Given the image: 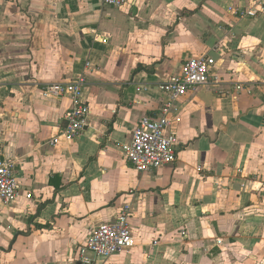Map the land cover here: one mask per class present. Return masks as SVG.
<instances>
[{
    "label": "crops",
    "instance_id": "crops-1",
    "mask_svg": "<svg viewBox=\"0 0 264 264\" xmlns=\"http://www.w3.org/2000/svg\"><path fill=\"white\" fill-rule=\"evenodd\" d=\"M201 55L219 84L178 101L174 164L137 172L121 145ZM80 75L88 126L50 146L69 101L40 88ZM263 121L264 0H0V158L20 185L0 203V264H80L125 206L134 246L92 264H264Z\"/></svg>",
    "mask_w": 264,
    "mask_h": 264
},
{
    "label": "built area",
    "instance_id": "built-area-1",
    "mask_svg": "<svg viewBox=\"0 0 264 264\" xmlns=\"http://www.w3.org/2000/svg\"><path fill=\"white\" fill-rule=\"evenodd\" d=\"M107 7L120 8L128 0H101ZM253 16L254 11L245 12ZM215 60L210 56H198L187 59L177 75L153 87L162 95L163 105L156 115L142 117L132 130L130 141L121 145L123 158L139 173L153 172L161 167L174 164L177 158L178 142L174 130V113L177 103L191 90L219 84L220 78L214 73ZM87 84L85 75L64 83L47 84L40 88L44 98L66 97L69 108L61 118L59 134L50 140V146H56L60 140L74 142L81 137L88 126L89 104L83 99V89ZM149 88L137 87V91ZM236 90H241L237 86ZM264 124V121H263ZM20 185L15 176V164L10 159L0 158V203L12 204L19 195ZM27 199L31 194L27 193ZM130 206H125L111 223H103L90 230L84 244L75 251V262L92 264L88 255L95 259L107 260L112 256L130 250L134 239L130 230Z\"/></svg>",
    "mask_w": 264,
    "mask_h": 264
}]
</instances>
